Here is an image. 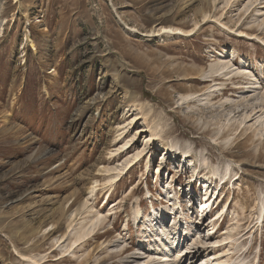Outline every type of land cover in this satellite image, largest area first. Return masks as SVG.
Here are the masks:
<instances>
[{
  "label": "rangeland",
  "instance_id": "rangeland-1",
  "mask_svg": "<svg viewBox=\"0 0 264 264\" xmlns=\"http://www.w3.org/2000/svg\"><path fill=\"white\" fill-rule=\"evenodd\" d=\"M0 1V264H264V0Z\"/></svg>",
  "mask_w": 264,
  "mask_h": 264
},
{
  "label": "bare ground",
  "instance_id": "bare-ground-1",
  "mask_svg": "<svg viewBox=\"0 0 264 264\" xmlns=\"http://www.w3.org/2000/svg\"><path fill=\"white\" fill-rule=\"evenodd\" d=\"M3 7H4V5H3V2L2 1H0V11L3 9ZM3 30H1V32H2ZM162 31H163V33H168V34H174V33H184L182 30H180V29H175V28H162ZM29 42V44L32 46V47H34V43H33V41H28ZM223 68H227V67H229L228 66V64H225V65H223L222 66ZM221 67V68H222ZM252 76V75H251ZM253 77V76H252ZM145 131H143L142 133H144ZM136 137V136H135ZM152 139H153V136H152ZM135 141V139L134 140H132V141H130L127 145H126V147L124 148V150L123 151H121L123 154L125 153V154H128V152H129V150H131L133 147H136L137 146V141L135 142V143H133ZM150 142H151V140H150ZM153 142V141H152ZM151 142V143H152ZM150 143V144H151ZM147 150H146V148L144 149V150H142L141 152H138L136 155H134V157L128 162V166H129V169L127 170L126 169V173L128 172V171H131L137 164H140V163H142V161H143V159H144V157L145 156H147V152H146ZM150 151V150H149ZM120 152V153H121ZM146 153V155H144ZM116 157H119V156H116ZM121 157V156H120ZM163 158H164V160L167 158L168 159V154L167 155H164L163 156ZM164 160H162V161H164ZM102 171V170H101ZM146 173L148 174V176L150 175V173H151V168L148 166L147 167V170H146ZM123 178L124 177H122L121 176V178L120 179H117V181H115L114 182V184H113V186H116V185H118L122 180H123ZM95 183H98V181L96 180L95 181ZM223 184H226V182L224 181L223 183H222V186H223ZM93 191H92V193H94L95 192V190H96V187H92L91 188ZM96 196V194L94 195V197ZM93 197V198H94ZM96 200V199H95ZM74 203V202H73ZM72 203V205H71V207H73L76 203H74L73 204ZM87 203L88 202H86L85 204H83L81 207L79 206V207H77L76 208V210L73 212V215H74V213L76 214V215H80L81 216V214L83 213V212H87V211H84V209H87L86 208V206H88L87 205ZM77 205V204H76ZM212 209V208H211ZM211 209H209V213H212V210ZM211 211V212H210ZM84 213V214H85ZM88 213V212H87ZM173 213H175V212H173ZM140 214V209L139 208H136V210H135V215H136V217H137V215H139ZM175 215H177V213H175ZM102 218V217H101ZM100 218V219H101ZM76 219V218H75ZM75 219L74 218H72L71 219V226L69 227L70 229L72 228V223L75 221ZM96 219V222H95V220L92 222V225H91V227L89 228V229H85V231L83 232V234H81V235H79V237H77V239H75V242H74V244H77V243H80V244H88L89 243V241L92 239V238H94L95 236H97V233H96V229L98 228V226L100 225V221H99V217H96L95 218ZM103 221H101V223H102ZM102 225V224H101ZM100 225V226H101ZM166 228V232L167 231H169V234H168V236H167V238H166V242H165V253L164 254H159L158 253V256L159 257H162V258H159V259H161V260H163L164 261V264H171L173 261H174V259L173 258H177L178 259V257H180L183 253H182V251H178V247L177 248H175L173 245L175 244H177L178 243V241H179V236H178V234L176 233V230H175V228H174V226L171 224H169L168 226H166L165 227ZM98 229H100V228H98ZM78 234V233H77ZM91 236V237H90ZM174 243V244H173ZM80 244H78V246H80ZM179 244V243H178ZM177 244V245H178ZM78 248V247H77ZM76 248V249H77ZM160 250V246L158 247V245H157V251H159ZM171 253H173V257H170V258H167V254H171ZM151 261V260H150ZM33 263H34V261H33ZM137 264H140V263H137Z\"/></svg>",
  "mask_w": 264,
  "mask_h": 264
}]
</instances>
